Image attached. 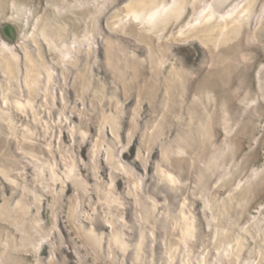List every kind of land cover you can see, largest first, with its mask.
Instances as JSON below:
<instances>
[{
	"label": "rangeland",
	"instance_id": "obj_1",
	"mask_svg": "<svg viewBox=\"0 0 264 264\" xmlns=\"http://www.w3.org/2000/svg\"><path fill=\"white\" fill-rule=\"evenodd\" d=\"M0 264H264V0H0Z\"/></svg>",
	"mask_w": 264,
	"mask_h": 264
}]
</instances>
